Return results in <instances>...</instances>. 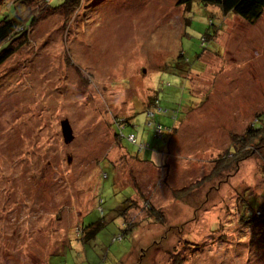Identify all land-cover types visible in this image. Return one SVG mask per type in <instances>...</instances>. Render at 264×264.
<instances>
[{
    "label": "rangeland",
    "instance_id": "rangeland-1",
    "mask_svg": "<svg viewBox=\"0 0 264 264\" xmlns=\"http://www.w3.org/2000/svg\"><path fill=\"white\" fill-rule=\"evenodd\" d=\"M81 7L69 22L42 18L0 66V264H47L55 252L50 264H264V226L244 228L235 211L243 195L264 200V145L212 174L232 137L264 111V13L247 23L177 0ZM13 11L0 6V18ZM154 84H163L154 87L160 102L180 111L167 145L145 158L152 150L141 143L155 139L143 107ZM126 119L123 133L141 138L121 145L141 160L114 134ZM130 196L126 221L138 226L120 236ZM95 223L104 225L83 243L78 225L92 224L88 234Z\"/></svg>",
    "mask_w": 264,
    "mask_h": 264
},
{
    "label": "trees",
    "instance_id": "trees-1",
    "mask_svg": "<svg viewBox=\"0 0 264 264\" xmlns=\"http://www.w3.org/2000/svg\"><path fill=\"white\" fill-rule=\"evenodd\" d=\"M96 1V0H95ZM98 1V0H97ZM83 0H62L60 4H56L55 6L51 5L50 0H0V6L5 7L10 10L13 7L12 15H4L0 18V66H2L8 59H10L21 47L29 43L30 33L35 28V26L41 21L42 18L50 16L51 14H58L63 16V18L69 22V20L78 13L79 10L82 9L81 4ZM192 3H198L203 6H208L210 8H217L221 14L223 15H234L238 18L246 21L247 23H252L257 21L261 15L264 13V0H177V5H183L190 8ZM18 7H23L22 11H18ZM27 11V12H25ZM25 12V13H24ZM212 14V13H211ZM213 16V15H212ZM190 20L186 19V24H189ZM221 26V24H220ZM211 34V35H210ZM213 33H209L207 35L204 42L211 40ZM177 60H183L182 54L179 52L177 55ZM171 72L170 65H164L161 71ZM159 86H163V84H154L152 87L151 99L143 107V113H146L147 119H149V125L151 128L153 127V142L147 145L143 142L140 145V150H143V146L145 151H150L148 148L152 150L148 156L145 158H149L152 153L161 151L167 145V140L169 137V132L174 129V126L177 121V113L180 111V107L175 103H169L168 101L160 102V93L159 89H154ZM152 100V102H150ZM164 100V99H163ZM161 103L165 106V108H159ZM167 108V110H166ZM170 109H174L170 111ZM176 110V112H175ZM179 110V111H177ZM158 112V113H157ZM164 114H169L170 118H165L166 122H158V116H164ZM163 118V117H161ZM132 126V122L130 119L119 120L114 122V134L116 139L118 140V144L124 149V151L131 156L132 158L139 159L137 154L130 155L127 150L121 145L123 138H129L133 135L134 143L141 138L129 132L127 135L123 133V129L126 126ZM134 143H131L135 145ZM264 145V111L261 113H257L255 116V121L252 125H250L245 132L241 136L232 137V143L230 147L227 149L225 155L219 159H216L217 164L215 166L212 174L217 173L222 168H226L227 165H238L243 162L250 156H252L255 152H257ZM158 152V153H157ZM141 160V159H139ZM264 183V170H263V181ZM136 187V185H135ZM134 193L132 194V196ZM130 196L127 201V207H124L122 210V224L125 225V228L122 229L120 236L123 234H127L129 232H133V230L137 228V223H133L131 221H126L127 215L129 214V210L135 208L134 199ZM245 198V199H243ZM98 203H100L101 198H97ZM241 205H239V203ZM97 203V201H96ZM237 206L239 209H237ZM98 207H100L98 205ZM236 214H238V218L244 223V228H252V230L257 228H263L264 226V200L262 203H255L250 199L249 196L243 195L240 200H238L235 205ZM148 217L154 218L157 224L162 225L166 221V217L162 211H155L152 207H147ZM100 220V219H99ZM99 222V221H98ZM104 224L95 223V228L90 230V233L86 234V229L91 228L92 224L88 226H79V233H83L86 235L82 237V241L84 243L87 238H91L94 233L103 226ZM209 230L211 227H207ZM169 230L172 228H168ZM166 229L164 233L169 230ZM207 229V230H208ZM80 235V234H78ZM119 236V237H120ZM118 237V238H119ZM80 240V241H81ZM187 243V242H186ZM148 250H146L147 254ZM64 252H62L63 254ZM145 253V252H144ZM174 252L168 253L167 255L171 258L172 262L176 255H173ZM56 255H59V252L51 253L48 256L52 258ZM144 255V254H143ZM47 259V264H50Z\"/></svg>",
    "mask_w": 264,
    "mask_h": 264
},
{
    "label": "water",
    "instance_id": "water-1",
    "mask_svg": "<svg viewBox=\"0 0 264 264\" xmlns=\"http://www.w3.org/2000/svg\"><path fill=\"white\" fill-rule=\"evenodd\" d=\"M61 133L64 144H67L73 140L71 129L66 120L61 122Z\"/></svg>",
    "mask_w": 264,
    "mask_h": 264
}]
</instances>
